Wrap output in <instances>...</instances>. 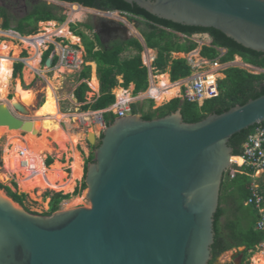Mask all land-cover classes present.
Segmentation results:
<instances>
[{
    "label": "water",
    "instance_id": "1",
    "mask_svg": "<svg viewBox=\"0 0 264 264\" xmlns=\"http://www.w3.org/2000/svg\"><path fill=\"white\" fill-rule=\"evenodd\" d=\"M123 1L264 53V0ZM96 29L101 40L106 33L130 39L128 26L113 19L98 18ZM53 62L50 56L46 66ZM29 114L21 103L1 102L0 127L34 131L21 116ZM263 121L264 95L196 123L181 109L153 120L117 117L87 166L89 207L34 214L0 188V264H210L222 185L235 157L230 140ZM96 141L89 133V144ZM221 256L215 264H224Z\"/></svg>",
    "mask_w": 264,
    "mask_h": 264
},
{
    "label": "trees",
    "instance_id": "2",
    "mask_svg": "<svg viewBox=\"0 0 264 264\" xmlns=\"http://www.w3.org/2000/svg\"><path fill=\"white\" fill-rule=\"evenodd\" d=\"M70 4H79L85 8L96 9L102 12H121L128 15L132 20L139 24L138 29L146 40L149 49L157 50L158 56L153 67L159 74H165L170 69L171 82L176 83L180 80L192 76L193 68L186 59H172V53H191L195 51L199 44L187 39L182 41L177 34L187 37L205 34L212 39L210 46H204L201 56L210 61H220L222 64L234 62L236 57H240L244 63L264 70V53L247 49L236 41L226 36L219 30L213 28L189 27L159 19L138 5L128 4L123 0H59ZM17 2H14L15 6ZM0 17L3 19L2 28L4 30L12 29L13 16L5 5H0ZM84 18V17H83ZM82 18V19H83ZM67 17L59 12L57 6L48 5L45 2L38 1L37 4L30 5L25 16L17 20L16 27L13 29L22 36L36 35L39 31L40 22L56 21L64 24ZM81 19V20H82ZM88 30H93L92 25L84 24ZM75 35L81 37L86 49V62H95L98 66V76L101 84V96L94 103H88L87 93L91 91L86 82L91 79V66H85L79 76L82 82L74 93L78 103L84 104L82 110L85 112H99L110 108L117 102L113 90L119 86L128 89L132 84L135 85L134 96L149 89V69L143 63L142 54L144 47L136 38L127 41L118 40L112 44H104L99 36L94 34L91 38L82 31H78L75 25H72ZM55 47L50 46L44 54L43 60L47 59L53 53ZM219 49H225L222 54ZM128 51H134L130 57H124ZM28 53L24 51L22 58H27ZM58 57L54 58L53 67L58 64ZM23 62L14 64L13 76L22 75L24 69ZM225 78L219 81L220 95L217 98L209 99L201 105L199 102H191L186 99L176 98L168 104L155 109V101L149 100L148 105L132 104L131 113L140 114L144 120H153L164 117L170 113L181 109L184 120L188 123H196L204 120L212 114H222L229 111L237 105H244L252 99L264 95V73L254 74L246 69L239 67H228L223 72ZM119 77L123 78V83L119 82ZM86 80L85 82H83ZM106 125L114 123L117 115L113 112L103 114ZM256 129V126L244 130L232 137L230 146L234 150V156L243 155V147L250 134ZM96 149V147H93ZM95 154L88 159L87 165L94 162ZM238 157L234 161L239 160ZM53 159H48L47 164H51ZM234 177L232 170H229L224 177L220 206L215 215V243L212 247L213 253L222 251L229 247H246L255 251L257 247L264 243V230L258 229L259 222L263 219L262 214L255 205H247L252 197V187L254 182L255 169L252 167H237ZM17 187V184L14 183ZM7 193L26 210L27 195L14 192L10 187L0 183ZM87 189L86 182L83 183L80 190ZM261 189L264 191V184L261 183ZM79 190H77V193ZM69 195L57 193L53 196L50 212L45 215H51L60 209L61 203L68 199ZM232 206L235 210V219L229 220L225 227L222 225V219L228 214V209L223 204ZM247 222L246 227H241L242 221ZM247 260L251 253H244ZM210 264H214L213 260Z\"/></svg>",
    "mask_w": 264,
    "mask_h": 264
},
{
    "label": "rangeland",
    "instance_id": "3",
    "mask_svg": "<svg viewBox=\"0 0 264 264\" xmlns=\"http://www.w3.org/2000/svg\"><path fill=\"white\" fill-rule=\"evenodd\" d=\"M45 2L48 5H54L59 8V12L62 13L67 17L66 21L67 23H59L56 22L57 28H60L61 26L67 24L68 29L70 32L78 37L80 39L79 43H73L67 38L63 37H54L53 41H49L43 44L42 48V56L46 53V51L49 50L50 45L55 43H62L60 39H63L65 41V45H69L70 47H73L76 51V57L79 59H82L83 62H85L84 65H81L79 69H67L61 65H57L55 67H52L51 69L46 66V62L44 61L40 67V72L36 74L35 72L33 73L34 78L30 82V84H27L25 81V72L28 67H25L23 70V74L14 77L13 76V65L9 71V79L11 81V89L10 93L7 95L6 99L7 101L16 99V84L19 82L25 89H31L36 92V99L33 104L27 105V108L30 110L29 115H21L22 117H25L26 120H34L37 117H52L57 112L60 110L61 106V112L64 115L69 116V121L70 123L74 126L73 131L75 133H83V137L80 140L79 144L77 146L73 145V142L71 140L68 127L65 122H62V120H57V119H51L49 121V130L46 131L44 134L47 137V140L49 141H44V145L50 146V151L45 153L44 159L40 162L38 160V167L39 169H42L43 167H46L48 169L54 170L56 172V175L63 181V182H68L69 180H74L73 183V188L70 192H64V191H58L55 189L49 188L43 181L36 180L35 178H30L26 179V177L30 176L33 173L32 166L28 168H25L26 165L22 164V161L17 158V160L11 162L9 167L6 162V151L10 153L8 154V157L13 154L12 147L10 148V144L14 141L13 137L18 136L20 138H24L27 136L30 137H39L43 136L42 131H40L41 126H36V132H28L25 133L24 131L20 130H10L8 127L5 128V131L0 134V183L6 187H10L14 192H17L19 194H25L27 195L26 199V206L30 210V212L34 214H40V215H45L50 212L51 209V202L52 198L55 194L57 193H62L63 195H69L70 197L66 200H64L61 205L59 210H68L76 207H89V203L87 202V193L88 189L80 190L82 188L83 183L85 182V168L87 166L88 159L91 155L94 154L95 148L97 147L100 142L101 138L103 135L104 128L100 124V122L96 119L97 117L95 114L89 112H85L82 110V104H79L78 101L74 97V92L78 88V86L81 84V81L79 80V76L84 70L85 66H91L92 72H91V79H90V88H91V93L87 94V100L89 102L93 101L94 99V94L97 93L92 85L91 81L93 77H98L97 76V64L93 62H86V49L84 46V43L81 39V37L75 35V32L72 30V25H75L77 27L78 31H82L85 34H87L89 37L93 38L94 37V29L88 30L84 24L92 25L94 26L95 22H97L98 18H105V19H113V17L107 16V13L99 12V11H88L85 12L81 17H79L76 20L70 21L69 20V13H70V8L65 4L62 3L59 0H43L40 1ZM2 4V2H0ZM3 5V4H2ZM23 2L18 1L15 6H12L11 9H9V12L13 16V21L12 25L15 26L17 23V20L24 17L26 12L24 8L22 7ZM114 14V13H113ZM117 17L113 20H116L118 22H123L125 23L129 30L130 34L132 36H137L139 37L138 33L140 32L138 29L139 24L136 23L134 24L132 19L126 16H122L118 13ZM106 15V16H105ZM84 17V18H83ZM83 18V19H82ZM82 19V20H81ZM46 23V22H43ZM52 28L47 25H43L42 23H39V31L36 35L32 36H24L20 37L17 34H14L12 32H7L6 34H0V44L2 43H8L10 45H14L16 47H20V56L22 55L23 51H26L28 53V57L25 58V60H28L33 57L31 47H26L25 41H27V38H34L36 36H39L40 34H45L47 29ZM194 39L199 43V44H207L209 42L210 37L205 34L201 35H196ZM24 40V41H23ZM183 41V39H181ZM35 41V39L30 40V42ZM59 45V44H58ZM56 48L54 49L53 53L51 56H53L55 53H59V48L55 46ZM58 49V50H57ZM201 49H197L195 52L196 53H191L189 55L186 54H174L172 55V59H194L196 62L200 60V52ZM55 54V55H56ZM154 56V54H151ZM81 60V61H82ZM15 61H20L18 58ZM14 61V62H15ZM143 63L148 64L146 61L145 56H143ZM241 59H237L234 62L225 64L223 66V69L219 71V78L220 80L225 78V74L223 73L225 69L228 67H239V68H245L249 70L252 73H264L259 71V70H252L249 67L247 68L246 66H243ZM211 70V66L209 65H203L202 68L198 69L197 72H202L205 73L207 71ZM168 75L170 73V69L168 68L167 71ZM163 75V74H162ZM158 76H160L158 74ZM215 78V76H213ZM170 79V77H169ZM120 83H122L121 78L119 79ZM47 81H51L53 83V86L48 85ZM171 82V79H170ZM158 83V80H156V84ZM172 83V82H171ZM154 88V87H153ZM99 89V88H98ZM121 89V87H117V89L114 90V94L117 95V90ZM123 89V88H122ZM100 90V89H99ZM130 93H132L133 88L130 87L129 89ZM155 90V89H154ZM129 93V94H130ZM118 97V96H117ZM183 98L182 95H178L176 98ZM134 101H132V104H140V105H145L148 103L149 100H151L150 96H148V93H142L139 94L138 96L134 97ZM174 98V99H176ZM18 99V98H17ZM119 99V98H118ZM173 100V99H172ZM155 101V109H158L164 105H166L168 102L171 100L164 101L163 103H158ZM2 101H0L1 103ZM148 105V104H147ZM30 107V108H29ZM93 112V111H92ZM89 114L86 115L88 116L86 121H84L83 117L81 116L82 114ZM76 114L78 117L77 119L74 116ZM76 120V121H75ZM63 124V125H62ZM64 126V127H63ZM100 127V128H99ZM17 131V133H15ZM18 131L20 133L18 134ZM95 133L97 137V141L95 146H91L88 142V137L89 133ZM97 132V133H96ZM18 134V135H17ZM30 134V135H29ZM12 138V139H11ZM6 148V149H5ZM9 149V151H8ZM74 151H76L80 157L83 160L82 164V170L81 172L74 174L73 169H72V163H73V155ZM53 159L51 164H47L48 159ZM21 162V163H20ZM56 163L58 165H56ZM21 165L20 167L18 166ZM23 165V166H22ZM239 165V164H238ZM7 166V167H6ZM62 166H64L62 168ZM54 168V169H53ZM61 170H60V169ZM7 169V171H6ZM57 169V170H56ZM59 169V170H58ZM26 171V172H25ZM22 172V173H21ZM58 173V174H57ZM74 174V176H73ZM26 175V176H25ZM25 177V178H24ZM64 177V178H63ZM25 179V180H23ZM57 179V178H56ZM256 182L260 185V183L264 184V172L260 171V173H257L254 177ZM30 180V182H29ZM32 182V183H31ZM14 183L17 184V187L14 186ZM25 183V184H24ZM24 184V185H23ZM77 190L79 192L77 193ZM81 198L82 200H77L76 199ZM67 207V208H66ZM223 207H226L228 209V214L222 219V225L225 227L227 222L229 220H234L235 219V210L233 209L232 206H228L227 204H223ZM241 227H246L247 222L244 220L241 222ZM233 250L232 252H235ZM228 252L224 253L221 258H220V263H227L231 262L233 258V253ZM251 255L246 261V264H256V261L259 259L258 256L264 255V243L259 245L257 249L253 252H250Z\"/></svg>",
    "mask_w": 264,
    "mask_h": 264
},
{
    "label": "bare ground",
    "instance_id": "4",
    "mask_svg": "<svg viewBox=\"0 0 264 264\" xmlns=\"http://www.w3.org/2000/svg\"><path fill=\"white\" fill-rule=\"evenodd\" d=\"M66 5L70 8V13H69V20L70 21L78 19L85 12L95 11L94 9H91V8L79 7L76 4H74V5L66 4ZM106 15L113 17V19H114V17L115 18L117 17L116 13L106 14ZM42 24L50 26L52 28L47 29L46 30L47 32L45 34H40L39 36H36L34 38H27V41L24 42V43H26L25 44L26 47L27 46L31 47V51H32V55H33L32 58L27 60V64H26V65H28V68L25 72V81L27 84H30V82L33 80V78H34L33 73L40 70V59H41L42 48H43L44 43L49 42V41H53L54 37H63V38L65 37L73 43H79L80 42V39L78 37L74 36L70 32L67 24L61 26L60 28H57V24L54 21L46 22V23H42ZM33 39H35V41L30 42V40H33ZM20 50H21L20 47L10 45V44L5 43V42L0 44V101H2L3 103H8V102L11 103L13 101L18 102L27 108V105L29 106V105L34 103V101L36 99V92L31 90V89L23 88V86L21 84H19V82L16 84V99H13L10 101H7V99H6L7 95L10 93V89L12 87L11 81L9 79V76H10L9 71H10L14 61L19 57ZM152 53H153L152 51H149V53H148L149 55H146V61L148 63H150L151 60L154 58V56L151 55ZM157 80H158V83L153 84L154 88L152 89L151 92L150 91L148 92L149 93L148 95L153 96L154 99L156 100V102H158L160 104V103H163L164 101L172 100L178 96V94L180 92V84L171 83L168 74H163V75L158 76ZM47 83H48V85L53 86V83L51 81L50 82L47 81ZM91 85L95 91H98L99 86H98V81H97L96 77L92 78ZM116 93H117V96L120 100L126 98L127 100L131 101L129 91H124L123 89H119V90H117ZM73 117H75L77 119L78 116L76 114H74ZM51 119L62 120V122H65L67 127H68V131H69L71 140L73 142V145L77 146L79 144L80 140L83 137V133H75L73 131L74 126L69 121V116L64 115L63 113H60L58 111L57 114H55L52 117H43L42 116V117H37L34 120H31V121H33V129H34L33 132L37 131L35 128L36 126H41L40 131H42L41 132L43 135L42 137L41 136H39V137L38 136L37 137L27 136L24 138H20L18 136V138H17L14 136L13 137L14 141L10 144V148L12 147L13 154L8 157V154L10 153V151H9V149H8L9 152H7V150H5L6 151L5 152L6 153L5 162L9 167H11L9 164L11 162L13 163L14 159L16 161L18 158L19 160L22 161V164L26 165L25 168H28V170H29L30 166L33 167L32 168L33 173L30 176L26 177L27 181L30 178H35L36 180L43 181V183H45V185H47L51 189H55L58 191H64V192H70L74 186L73 185L74 180H69L68 182H63L56 175L57 171L54 172V170L48 169L46 167L39 169V167H38V160H40V162H41L44 159V157L46 156L45 153L50 151L49 150L50 149L49 144L44 145L43 142L45 140L48 141L47 137L44 134L46 133V131L49 130V121ZM5 128L6 127H0V134L5 131ZM20 131H21V129H20ZM20 131H18V134L20 133ZM30 132H32V131H30ZM15 133H17V131ZM234 158L235 157L232 158V161H234ZM238 158H239L238 160H239L240 164L243 163V159L241 157H238ZM82 164H83L82 158L80 157V155L76 151H74L73 163H72V169H73L74 174L81 172ZM56 165H58V164L56 163ZM18 166L20 167L21 165L18 164ZM63 167L64 166H62V168ZM6 171H7V169H6ZM74 174H73V176H74ZM23 180H25V179H23ZM29 182H30V180H29ZM77 200H82V199L78 198L75 201H77ZM258 258L259 259L256 261V264H264V255H260V256H258Z\"/></svg>",
    "mask_w": 264,
    "mask_h": 264
},
{
    "label": "built area",
    "instance_id": "5",
    "mask_svg": "<svg viewBox=\"0 0 264 264\" xmlns=\"http://www.w3.org/2000/svg\"><path fill=\"white\" fill-rule=\"evenodd\" d=\"M54 45L59 48V53L55 56L59 59L57 65H61L67 69H79L81 65L85 64L82 59L76 57V50L69 45H65L64 41H62V43H54ZM190 64L193 67V70L202 68L199 64ZM205 65H212L215 69L213 72L208 71L206 73H197L189 77L187 84L184 85L182 99L203 103L206 100L219 97L220 78L218 76L219 71L223 69L225 64H222L220 61H211L206 62ZM213 76H215V78ZM131 105L132 102L124 98L106 110L91 113L95 114L97 117L96 119L105 129L107 125L103 117L104 113L113 112L117 117H124L131 113ZM86 115L89 114L85 113L81 115L84 121H86L88 117ZM240 157L243 159V163L240 164L237 161H233V165L230 168L233 177L237 172H240L237 167L241 168L247 166L254 168L255 174L253 177H255L257 173H260V171L264 172V121L257 124L256 129L249 135L248 140L243 147V155ZM252 192V197L248 200L247 205H255L256 208L259 209L263 219L259 222L258 229L264 230V191H262L261 185H259L256 180L253 182Z\"/></svg>",
    "mask_w": 264,
    "mask_h": 264
},
{
    "label": "crops",
    "instance_id": "6",
    "mask_svg": "<svg viewBox=\"0 0 264 264\" xmlns=\"http://www.w3.org/2000/svg\"><path fill=\"white\" fill-rule=\"evenodd\" d=\"M0 5H2V4H0ZM126 17H129L128 15L126 16ZM132 21H134V20H132ZM54 22H56V21H54ZM40 23H43V22H40ZM2 24H3V19L0 17V34H6L7 32H12V33H14V34H17V35H19L20 37H24V36H22V35H20L18 32H16V31H14L13 29L16 27V25L15 26H13L12 25V29L11 30H4L3 28H2ZM93 29H94V27H93ZM140 31V30H139ZM94 34H96V33H94ZM112 34H114V35H116V33H112ZM129 34H130V30H129ZM138 35H139V37H137V36H132L131 34H130V39L131 38H136V39H138L140 42H141V44L143 45V47H144V53L142 54V57L143 56H145V58H146V55H149L148 53H149V51H152L153 52V54H154V58L151 60V62L150 63H146L145 64V66H147L148 67V69H149V83H150V85H149V89L146 91L147 93L150 91H152V89H153V84H156V80H157V77H158V71L153 67V64H154V62H155V60H156V58H157V56H158V51L157 50H153V49H149L148 47H147V44H146V40H145V38H144V36L142 35V33L141 32H139L138 33ZM178 35V37L180 38V39H183V41H186L187 39H189V40H192V41H195L196 43H198L195 39H194V37L196 36V35H194L193 37H187V36H185V35H182V34H177ZM199 35H201V34H199ZM209 36V35H208ZM210 37V36H209ZM100 38V37H99ZM54 39V38H53ZM61 41H63V39H60ZM101 40V39H100ZM118 40H124V41H127V40H125L124 38H122V39H120V38H118V37H115V38H113L112 40H111V42L110 43H106V44H112L113 42H115V41H118ZM129 40V39H128ZM65 42V41H64ZM211 42H212V39H211V37H210V39H209V42L206 44H199V47L197 48V49H201L200 50V52H199V57H200V60H199V62L197 61H195L194 59H186L188 62H189V64L190 63H194V64H199V66L201 65V66H203V65H205L206 64V62H211L210 60H208V59H206V58H203L202 56H201V51H202V49H203V47L204 46H210V44H211ZM54 43H55V41H54ZM105 44V43H104ZM54 47H55V45L54 44H52ZM51 46V45H50ZM56 48V47H55ZM196 49V50H197ZM58 50V49H57ZM195 50V51H196ZM221 52H222V54H225L226 53V50L225 49H219ZM195 51H193V52H191V53H196ZM24 52V51H23ZM133 53H135L134 51H128V52H126L125 54H124V57H130ZM191 53H172V55H174V54H186V55H189V54H191ZM56 54V53H55ZM53 55L54 56V58H55V56L56 55ZM43 58H44V56H42V58L40 59V67H41V65H42V63L44 62V60H43ZM177 59V58H176ZM237 59H241L240 57H236V60ZM18 60H20V61H18V62H23L24 63V69H25V67H28V65H26L27 64V60H25V58H22V55L20 56V58L18 57ZM175 60V59H174ZM242 60V59H241ZM212 62H214V61H212ZM15 63H17V61H15L14 62V64ZM93 63H95V62H93ZM243 66H246L247 68L249 67L250 69H252V70H259V71H261V72H263L264 70L263 69H259V68H256V67H254V66H252V65H249V64H246V63H244L243 62V60H242V63H241ZM57 66V65H56ZM190 66H191V64H190ZM209 66H211V70H209L210 72H213V70L215 69L212 65H209ZM52 67H53V64H52ZM192 67V66H191ZM193 68V67H192ZM13 69H14V65H13ZM23 69V70H24ZM200 69V68H199ZM243 69V68H242ZM249 71V70H248ZM38 72H40V70L39 71H37V72H35L36 74H38ZM208 72V71H207ZM250 72V71H249ZM197 73H202V72H197V70H193V74H192V76L194 75V74H197ZM206 73V72H205ZM252 73V72H251ZM22 74H23V71H22ZM165 74H168V73H165ZM220 74V73H219ZM254 74H257V73H254ZM259 74V73H258ZM159 75H162V74H159ZM97 76H98V66H97ZM169 77H170V79H171V76H170V73H169ZM97 78V81H98V86H99V89L101 88V84H100V80H99V76L98 77H96ZM121 78V80H122V83H123V78L122 77H119V79ZM187 80H188V78L187 79H183V80H180V81H178V82H176V83H173V84H180V92H179V94L178 95H182L183 94V91H184V85L185 84H187ZM86 80H84L83 82H85ZM90 80H88V81H86L88 84H89V86H90V82H89ZM119 82H120V80H119ZM154 82V83H153ZM82 83V82H81ZM80 86V85H79ZM78 86V87H79ZM119 87H121V86H119ZM130 87H132L133 88V91H132V93H130V97H131V102L132 101H134V89H135V85L134 84H132ZM130 87L128 88V89H125V88H123V87H121V89L123 88V90L124 91H130L129 89H130ZM98 89V91H96L97 93H95L94 94V99H93V101H91V102H89L88 101V103H94L98 98H100V96H101V92H100V90ZM115 89H117V88H115ZM114 89V90H115ZM77 90V89H76ZM75 90V91H76ZM114 90H113V94H114ZM92 91V90H91ZM91 91L90 92H88V93H91ZM146 92H142V93H146ZM75 93V92H74ZM87 93V94H88ZM142 93H140V94H142ZM149 94V93H148ZM115 95V94H114ZM116 96V99H117V102L116 103H118L119 101H121L120 99H118V97H117V95H115ZM149 96V95H148ZM75 97V96H74ZM150 98H151V100H155L154 99V97L153 96H150ZM181 98V97H180ZM76 99V98H75ZM169 103V102H168ZM167 103V104H168ZM79 104H81V103H79ZM201 105L203 104V103H200ZM84 104H82V106H83ZM112 107V106H111ZM61 106H60V110H59V112L60 113H62L61 112ZM92 112V111H91ZM260 185H261V183H260Z\"/></svg>",
    "mask_w": 264,
    "mask_h": 264
},
{
    "label": "flooded vegetation",
    "instance_id": "7",
    "mask_svg": "<svg viewBox=\"0 0 264 264\" xmlns=\"http://www.w3.org/2000/svg\"><path fill=\"white\" fill-rule=\"evenodd\" d=\"M18 1H22L23 2V5H22V7L24 8V10L25 11H27L28 10V8H29V6L30 5H34V4H37L38 3V1L37 0H0V2H2V4L3 5H5L8 9H11V7L12 6H14L13 5V3L14 2H17L18 3ZM99 11V10H98ZM122 16H127L126 14L125 15H123V14H121ZM96 23H98V20H97V22H95V24H94V31H96L97 29H96ZM96 33V32H95ZM115 37H118V38H120V39H122V38H124L123 37V35L122 34H116V35H114V34H109V33H106V34H104V35H102V40H101V42L102 43H110L111 42V40L113 39V38H115ZM63 125V124H62ZM65 126H66V124H64ZM64 127V126H63ZM88 166V165H87ZM87 166H86V168H85V173H86V171H87ZM236 249V251L235 252H232L233 250H235ZM228 252H232L233 253V258H232V260H231V262H227V263H224V264H246V259H245V254L244 253H250L251 252V250H249L248 252H247V249H246V247H241V248H236V247H229V248H225L224 250H222V251H216L215 253L216 254H214L213 253V250H212V255H213V262H214V264L216 263V258L218 257V256H220V255H223L224 253H228Z\"/></svg>",
    "mask_w": 264,
    "mask_h": 264
},
{
    "label": "clouds",
    "instance_id": "8",
    "mask_svg": "<svg viewBox=\"0 0 264 264\" xmlns=\"http://www.w3.org/2000/svg\"><path fill=\"white\" fill-rule=\"evenodd\" d=\"M257 68V67H256ZM245 69V68H244ZM260 69V68H259ZM247 70V69H246ZM248 71V70H247Z\"/></svg>",
    "mask_w": 264,
    "mask_h": 264
}]
</instances>
